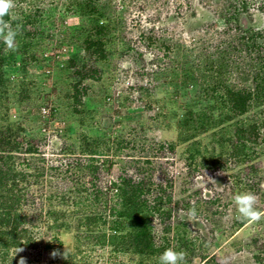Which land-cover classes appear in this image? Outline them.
<instances>
[{"label":"rangeland","instance_id":"374dc122","mask_svg":"<svg viewBox=\"0 0 264 264\" xmlns=\"http://www.w3.org/2000/svg\"><path fill=\"white\" fill-rule=\"evenodd\" d=\"M223 2L99 0L100 7L108 6L107 10H112L123 22L113 40L92 48L107 53L106 59L96 60L85 48L96 13H84L74 5L69 8L71 0H15L11 15L20 18L19 34L29 42L42 41V48L34 49L36 57L49 58L56 54L64 62L75 57L79 64L88 63L89 68H98L100 73L95 75L101 78L84 80V85L89 86L88 93L83 95L79 110H75L74 99L68 93H73V82L79 77H71L69 71L63 73L57 68L51 77L45 78L41 74L49 70L44 65H28L31 78L50 93L45 101L47 92L39 89L34 94L35 100L45 101L43 103L56 110L49 117L29 119L27 130L20 138L22 141L25 137V142L32 140L46 158L44 183H33L28 190L29 212L44 213L51 204L71 211L76 208L73 200L82 201L86 194L103 191L105 195L99 209L107 216L110 228L115 218L109 214V209L117 191L113 183L122 175L152 181L154 191L158 183L166 186L170 182L172 188L168 191L173 195L174 211L171 248L181 251L177 249L176 237L181 221L188 222L189 237L199 242L194 254L189 255L184 250L187 264H204V259L213 255L221 264H264V219L240 227L237 223L241 220L237 219L238 212L233 204L235 194L250 191L257 196V209L264 211V140L258 141L257 156L253 160L230 159L224 163V168H213L208 160L220 151L215 134L221 127L217 118L195 141L177 142V120L186 109L184 105L200 110L214 103L200 89L202 75L215 74L227 84L251 88L252 80L245 71L252 69L251 64L260 67L264 63L263 37L259 39L262 59L257 60L256 54L253 59L252 56L243 57L233 49L231 59L225 57L220 41L228 38L225 32L234 22L226 23L223 18L224 12L220 11ZM261 7H264L263 0L257 1V5L250 4L241 14V25L260 31L264 36ZM149 35L153 36V41ZM166 44L171 49L169 56L164 58ZM240 63L243 70L238 68ZM20 64L18 60L16 66L6 67L11 77L20 79ZM189 74V83H186L183 78ZM173 81L178 83L177 87L171 83ZM20 106H12L11 114L19 115ZM162 107L174 125H160L163 118L158 119L156 112ZM41 111L43 114V108ZM213 112L218 116L216 108ZM244 117L263 123L264 104L252 107ZM84 137L93 145L98 139L100 148L106 152L94 156L84 153ZM165 141L177 143L173 153L161 147ZM72 147V152L66 150ZM196 147L200 153L192 158ZM12 151L19 154L12 139L0 135V153ZM91 165H98V169L94 171ZM52 194L60 198L68 195L71 201L49 199ZM193 207L197 219L190 220L186 213ZM88 208V211L90 208L96 210V206ZM74 216L70 219L73 227L60 234L48 229L43 219L35 229L39 246L18 250L23 258L31 261L25 264H65L63 253L73 251L76 243L75 224L79 215ZM155 224L159 239L162 233L157 219ZM9 226L0 212V229ZM53 252L57 253L55 257ZM139 259L140 256L131 253H114L110 248L98 247L91 253L90 264H138Z\"/></svg>","mask_w":264,"mask_h":264},{"label":"trees","instance_id":"16d2710c","mask_svg":"<svg viewBox=\"0 0 264 264\" xmlns=\"http://www.w3.org/2000/svg\"><path fill=\"white\" fill-rule=\"evenodd\" d=\"M98 1L71 0L69 8L74 5L81 8L84 13L90 15L96 13L94 23L85 39V48L90 51L91 58L103 60L107 58V53L101 50L93 51L92 48H97L102 46L104 42L113 40L121 27L120 23L123 21L116 17L111 12L112 10H107L109 9L107 5V8L100 7ZM257 1L259 0H224L222 7H220V11L224 12L223 18H225L226 23L234 22V25H228L229 27L225 32L228 38L220 41L223 54L229 60L232 49L237 50L243 57L252 56L253 59L254 54H256L257 60L262 59L259 39L264 38L263 34L253 28L246 29L241 25V14L248 9L250 4L257 5ZM261 8L264 10V7ZM228 9L231 11L228 12ZM4 19L11 25L19 26L20 24V18L13 17L11 10ZM152 37L149 35L148 38L153 41ZM16 42L18 50L10 53L6 52L5 45L0 42V135L9 136L15 146V151L19 153L16 154L14 151L0 153V212L10 224L9 228L0 229V264H20L21 259L31 263L28 258H23L18 250L29 246H39L35 229L40 226L43 219L46 221L48 229L60 234L62 231L73 227L70 219L75 214L79 215L78 222L75 224L76 243L74 250L67 253L68 259L65 260V264H90L91 253L95 252L98 247L110 248L114 253H131L140 256L138 264H158L160 254L165 249L171 248L172 244L174 211L173 195L171 191H168L169 188H172L170 182H167L166 186L163 183H158L156 191H154L151 185L152 181L147 182L145 179H135L131 175H122L118 182L113 183L117 191L115 192V201L109 209V214L115 218L110 228L107 227L109 223L107 216L99 209L105 195L103 191L86 194L83 197L84 200L81 199L82 201L73 200L76 208L71 211L58 209L53 204L44 213L43 211L39 214L28 211V190L33 183H44L47 167L46 158L42 155L38 145H35L32 140L25 142V137L22 141L20 138L27 130L29 119L35 121L49 117L56 111L48 103H43L50 97V93L46 91L47 88H43L35 79L31 78L27 69L28 65L32 63L44 65V68L49 70L48 73L43 72L41 74L45 78L51 77L54 74L53 70L57 68L63 73L69 71L71 77H79L73 82V93H68L74 99L75 110H79L78 105L83 102V95L88 93L89 86L84 85V80L89 77L101 78L95 75L100 73L98 68H89L88 63L79 64L75 57H71L66 62L61 61L56 54L50 55L49 58L36 57L34 49L42 48V41L40 43L38 41L29 42L25 37L18 34ZM165 48L164 58L169 56L171 47L166 44ZM18 60L21 61L18 67L22 73L20 79L11 77L6 71L7 66L15 65ZM234 63L238 64V61H234ZM251 65L252 69L245 71L252 80L253 86L251 88L227 84L215 74L202 75L201 80L203 82L199 85L200 89L213 99V105L195 110L193 106L185 104L186 109L177 120V142L183 143L195 141L199 135L208 131L209 124L216 118L218 119L221 127L215 134L220 151L208 158L211 163L210 166L213 168H224V163L230 159L238 162L253 160L257 156L256 145L258 141L264 140V122L250 121L244 117L252 107L264 104V63L260 67L256 63ZM238 68L239 70L244 69L242 63ZM210 69L211 67L208 70ZM88 70L91 72L89 73ZM189 77L190 74L185 75L184 82L189 83ZM171 83L175 87L178 86L177 82ZM53 88L54 91H57L56 87ZM39 89L41 92H47L45 96L43 95L45 100L43 102H39L38 99L35 100L34 97ZM145 89L147 92L149 91L147 88ZM18 104L21 105L20 112L19 115L14 116L11 114V107L18 106ZM44 107L48 108L49 111L43 115L41 110ZM163 108L156 112V117L158 119L163 118L160 119L161 126H171L173 123ZM214 108L219 111L218 116L214 114ZM83 143L82 151L86 154L94 156L106 152L100 148L98 139H96V145H93L87 137H84ZM176 146L177 143L174 141H165L161 144V147L170 153L175 151ZM196 148L194 149L195 154L191 155L192 158L200 153V149ZM66 150L72 152L74 147ZM22 160L24 164L21 165ZM91 166L94 171L98 169V165ZM53 168L56 169V167L51 169ZM251 169H254V166ZM78 192L81 194V191ZM52 198H59L66 203L71 201V197L68 195H62L60 198V196L52 194L49 199ZM89 205L96 206V210L90 208L88 211ZM258 210L261 211V209ZM155 219L158 220V225L161 227L162 235L159 239L157 238ZM237 224L243 227L247 222L241 220ZM177 227V249L186 250L189 255L194 254L193 252L196 251L199 242L197 239L189 237L188 222L181 221ZM191 259V257L188 258V260ZM204 264L221 263L213 255L206 257Z\"/></svg>","mask_w":264,"mask_h":264},{"label":"clouds","instance_id":"9594fccd","mask_svg":"<svg viewBox=\"0 0 264 264\" xmlns=\"http://www.w3.org/2000/svg\"><path fill=\"white\" fill-rule=\"evenodd\" d=\"M15 7V0H0V42L5 45L6 52L17 51L16 37L19 34V26L13 29L4 17L9 15L10 10ZM233 204L238 212L237 219L247 223H256L264 219V211L257 209V196L252 192H242L235 194ZM186 215L190 220L197 219L196 209L193 207L188 210ZM20 251V250H19ZM53 257L57 255L52 253ZM63 258L68 259L67 251L63 253ZM20 264H25L23 259ZM158 264H187L186 253L184 251H176L172 248L165 249L158 258Z\"/></svg>","mask_w":264,"mask_h":264},{"label":"built area","instance_id":"2783aa9c","mask_svg":"<svg viewBox=\"0 0 264 264\" xmlns=\"http://www.w3.org/2000/svg\"><path fill=\"white\" fill-rule=\"evenodd\" d=\"M48 111H49L48 108H46V107L43 108V112H44V113H47Z\"/></svg>","mask_w":264,"mask_h":264}]
</instances>
